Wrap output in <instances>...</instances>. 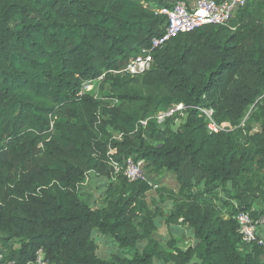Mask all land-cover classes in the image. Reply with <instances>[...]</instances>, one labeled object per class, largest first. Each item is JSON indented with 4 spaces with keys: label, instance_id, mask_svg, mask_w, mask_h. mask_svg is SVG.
I'll list each match as a JSON object with an SVG mask.
<instances>
[{
    "label": "trees",
    "instance_id": "trees-1",
    "mask_svg": "<svg viewBox=\"0 0 264 264\" xmlns=\"http://www.w3.org/2000/svg\"><path fill=\"white\" fill-rule=\"evenodd\" d=\"M168 5L0 0L6 259L26 264L42 250L45 264H264V239L243 246L235 220L240 212L264 217V0H249L226 26L171 39L153 51L149 71L122 73L163 33L156 11ZM96 80V94L82 92ZM129 157L144 161L148 181L172 174L177 190L129 182ZM89 175L107 183L97 208L84 197ZM178 229L191 232L192 245H178ZM95 236L118 251L100 255Z\"/></svg>",
    "mask_w": 264,
    "mask_h": 264
},
{
    "label": "built area",
    "instance_id": "built-area-1",
    "mask_svg": "<svg viewBox=\"0 0 264 264\" xmlns=\"http://www.w3.org/2000/svg\"><path fill=\"white\" fill-rule=\"evenodd\" d=\"M249 0H169V5L161 7L156 14L165 19L164 31L161 35L153 38L149 47L141 50L140 54L131 60L122 71L129 76L141 75L151 68L152 53L154 50L162 49L171 39L180 34L190 33L202 26H226L235 15L243 9ZM86 87V86H85ZM182 105H178L166 112H159L154 116L158 125L165 122L177 112H181ZM208 119V130L210 133H217L219 128L211 120L210 111H202ZM143 126L146 122L141 123ZM115 172L118 171L114 166ZM123 175L129 182H148L153 189L158 188L155 180L148 181L147 171L144 161L129 157L125 159ZM264 217L254 219L249 212H240L235 217L237 223V232L240 235L243 246H249L256 241L258 236V227L264 224ZM257 243L264 246L262 240ZM0 264H15L14 261L6 259V253L0 252ZM26 264H45L42 250L35 253L34 261Z\"/></svg>",
    "mask_w": 264,
    "mask_h": 264
},
{
    "label": "rangeland",
    "instance_id": "rangeland-1",
    "mask_svg": "<svg viewBox=\"0 0 264 264\" xmlns=\"http://www.w3.org/2000/svg\"><path fill=\"white\" fill-rule=\"evenodd\" d=\"M190 1H193V0H190ZM98 82L99 80L88 83L86 87L83 88L82 92L89 93V94H96L98 90ZM155 180L159 188L164 187L166 189H170L174 191L177 190V184L175 182V179L173 175L170 173H163L159 177L155 178ZM106 184L107 183L104 180L98 179L94 175H89L87 177L85 185L83 186V192L85 194L84 195L85 199L90 198L89 203L91 206L96 207V208L100 206V202L98 201V199H99V196L102 194L104 190L103 188L104 186H106ZM88 195L90 197H88ZM146 198H147V204L151 206L150 201L151 199L155 198L154 191L147 193ZM92 201H94L95 203H93ZM161 211L163 215H165L168 211V205H162ZM155 223L157 225L156 238L160 242V244L165 247L169 236H168L167 228L164 224V220L161 217L156 218ZM258 236L264 239V224H261L258 227ZM94 239L99 243L100 255L101 254L108 255V254L116 253L118 251L117 247L113 244V242L109 238H106L103 236H95ZM177 242H178V245L183 248H187L188 246L192 245L193 238H192L191 232L187 229H178ZM132 254H133L132 252L126 251L125 257L130 258Z\"/></svg>",
    "mask_w": 264,
    "mask_h": 264
},
{
    "label": "crops",
    "instance_id": "crops-1",
    "mask_svg": "<svg viewBox=\"0 0 264 264\" xmlns=\"http://www.w3.org/2000/svg\"><path fill=\"white\" fill-rule=\"evenodd\" d=\"M150 193V192H149Z\"/></svg>",
    "mask_w": 264,
    "mask_h": 264
}]
</instances>
